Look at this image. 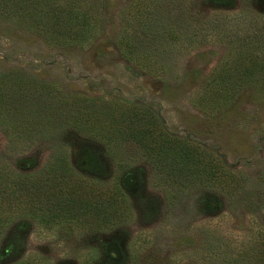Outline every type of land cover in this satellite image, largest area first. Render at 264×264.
Returning <instances> with one entry per match:
<instances>
[{
  "label": "rangeland",
  "instance_id": "1",
  "mask_svg": "<svg viewBox=\"0 0 264 264\" xmlns=\"http://www.w3.org/2000/svg\"><path fill=\"white\" fill-rule=\"evenodd\" d=\"M89 1L97 13V31L81 46L48 43L0 18V76L14 71L33 77L36 91L29 87L25 103L29 114L45 109L30 103L38 92L47 107L74 96L145 106L169 135L216 155L235 185L229 192L192 180L185 186L173 182L133 142L107 146L70 128L65 130L71 140H60L54 127L40 123H33L31 131L14 129L28 133L22 139L0 120V164L10 172L37 175L51 157L63 155L83 179L109 186L124 175L126 187L123 215L106 226L62 222L45 227L28 216L12 218L0 249L9 243L14 248L0 264L32 257L45 264H91L111 240L126 252L125 264H258L264 249V76L241 81V90L223 104L203 99L206 83L223 66L238 63L245 43H263L256 33L264 0L220 5L205 0ZM146 16L151 28L157 20L166 23L172 36L144 44L151 58L139 64L126 56L123 41L131 48L147 32L150 27L141 28ZM258 53L264 59V50ZM80 147L98 156L94 171L79 166ZM214 200L218 208L212 211L208 205Z\"/></svg>",
  "mask_w": 264,
  "mask_h": 264
},
{
  "label": "trees",
  "instance_id": "2",
  "mask_svg": "<svg viewBox=\"0 0 264 264\" xmlns=\"http://www.w3.org/2000/svg\"><path fill=\"white\" fill-rule=\"evenodd\" d=\"M205 1L220 5L232 0ZM94 10V4L89 0H0V18L38 34L48 43L63 46H81L94 37L97 31V13ZM142 22L141 28L150 27L147 32H141L131 48L126 40L123 41L127 46L126 56L135 58L133 60L139 64H145L151 54L144 44H160L172 36L169 26L162 20H157L152 28L147 16ZM257 31L256 34L264 39V18ZM140 46L143 49L136 50ZM259 48L264 50V41L257 45L245 43L239 52L238 63L234 67L223 66L206 83L203 100L223 104L241 90V81L263 77L264 59L258 53ZM33 82L32 76L14 71L0 76V120L13 128V134L19 132L22 139L28 135L24 130L28 128L31 131L29 127L33 123L54 127L52 130L56 134L59 132V139L66 141L71 140V133L65 128H70L73 132L79 130L86 137H96L107 146L117 141L133 142L144 156L156 161L173 182L184 183L185 186L190 180L196 181L199 186L215 184L224 192H229L235 185L233 175L216 155L202 145L169 135L157 116L145 106L74 96L54 100L47 107L46 99L38 92L30 103L38 102L40 109H45L42 114L30 115L25 103L29 87L36 91ZM17 127H24V130L17 132L14 130ZM77 152L78 164L83 170L94 171V166L100 165L98 156L90 148L80 147ZM124 184V175L109 186L94 179L85 180L63 155L51 157L37 175L13 173L0 164V237L11 219L18 215L31 217L45 227L62 222L83 226L109 225L119 219L125 210ZM172 197L177 199L174 194ZM208 206L214 211L218 208V201L214 200ZM13 248L14 245L9 243L0 249L1 262L12 253ZM125 253L116 241H107L101 245L97 260L91 261V264H125ZM16 264L45 263L32 257ZM258 264H264V249Z\"/></svg>",
  "mask_w": 264,
  "mask_h": 264
}]
</instances>
